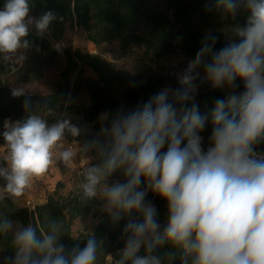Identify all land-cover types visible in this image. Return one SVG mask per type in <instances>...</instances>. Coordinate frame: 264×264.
<instances>
[{
  "label": "clouds",
  "instance_id": "obj_1",
  "mask_svg": "<svg viewBox=\"0 0 264 264\" xmlns=\"http://www.w3.org/2000/svg\"><path fill=\"white\" fill-rule=\"evenodd\" d=\"M33 6V0H5L0 9V63L13 72L33 48L30 29L43 38L57 20L52 10L32 16ZM215 7L233 17L241 8L247 12L245 25L232 29L233 42L213 51L215 37L206 36L177 75L178 87H165L128 110L102 112L90 141H78L83 130L67 115L49 122L28 111L22 120L5 119L0 202L18 203L51 168L82 157L81 204L95 202L113 225L127 220L114 264H264V154L255 152L264 142V0H215ZM208 55L202 79L221 90L240 81L244 91L217 99L210 114H201L198 105L187 104L195 100L197 69ZM26 91L13 88L12 96ZM24 106L29 109L28 100ZM209 121L205 150L200 133ZM117 172L124 182L110 183ZM149 191L167 203L163 227L155 205L146 202ZM66 235L55 217L24 226L0 212V237H10L14 253L4 264H98L103 241L91 232L84 247L68 251ZM165 246L166 252L157 251Z\"/></svg>",
  "mask_w": 264,
  "mask_h": 264
},
{
  "label": "trees",
  "instance_id": "obj_2",
  "mask_svg": "<svg viewBox=\"0 0 264 264\" xmlns=\"http://www.w3.org/2000/svg\"><path fill=\"white\" fill-rule=\"evenodd\" d=\"M170 10L172 17L156 7L140 6L137 0H33L31 15L39 17L44 12L52 10L57 14V20L50 25L46 37H39L29 32L27 39L33 44L30 52L33 54L58 55L56 45L62 43L67 25L77 27L86 34L88 41L96 47L115 41L120 42L122 49L126 50L132 45L142 47L147 56L162 59L174 55L177 52V41L181 42V50L191 60L195 58L206 35L203 26L216 21L219 16L215 3L212 0H164ZM5 0H0V9L3 8ZM62 17V19H60ZM247 15H239L235 19L243 22ZM143 28L140 33L138 27ZM208 37V36H207ZM211 38V37H209ZM211 42V39H209ZM35 46H39L36 51ZM226 45L215 40L213 51H219ZM67 70H65L57 83L54 93L47 96H12V90L6 83L10 75L11 67L0 63V124L5 119L11 121L22 120L28 114L29 109L44 113L45 117L52 122L61 114L65 103H76L78 94L82 90L87 92L90 102L82 105L79 110L81 123L83 125H94V131L98 133L100 124L98 118L102 112L114 114L117 109L125 110L134 108L141 102V97L147 101L153 94L157 93L163 86L161 80H148L142 85H137L130 90V81L126 77L107 66L99 56L77 49L68 51ZM211 55L203 58L199 67L204 70V64L210 62ZM91 69L98 79L85 78V69ZM75 74V77H71ZM74 79V82H73ZM128 85L131 96L125 101H119L115 97V89L118 85ZM244 91V86L234 89H219L199 99L191 101L187 108L193 103L198 105L201 114H210L217 99H227L231 94L239 95ZM25 100L29 101V109H25ZM48 109L52 111L49 112ZM210 121L200 133L203 137L202 147L206 150L209 146L211 134ZM86 136H88L86 134ZM80 138H78V141ZM165 145L162 151H166ZM257 154H264V142L255 146ZM0 162L2 160L0 159ZM119 180L124 182L122 173L117 172L110 178V183ZM3 181L0 180V184ZM141 187H144L142 185ZM63 184L58 182L56 190L48 194L43 204L37 205L34 211L25 207H18L10 199L0 202V212H3L16 224L26 226L30 222L40 225L45 223L49 217L59 219L70 236L80 239L73 240L66 235L62 238L66 249L70 251L77 244L82 248L86 244V237L91 233H79L74 235L73 226L77 220H86L95 215L99 209L95 202L86 205L81 204L80 192L63 195L60 190ZM163 199L154 197L151 192L146 196V202L160 206ZM127 220L122 219L113 225L107 213H101V221L95 227L94 233L98 241H103L102 251L98 264H105L109 257L119 259V251L124 247L122 242L123 228ZM168 250L167 246L158 249L159 253ZM145 250L141 248L139 255H144ZM14 253L10 246V237H0V264H4L5 257H11ZM110 255V256H109ZM111 257V258H112ZM113 258L111 264H114ZM174 264H179V260Z\"/></svg>",
  "mask_w": 264,
  "mask_h": 264
},
{
  "label": "rangeland",
  "instance_id": "obj_3",
  "mask_svg": "<svg viewBox=\"0 0 264 264\" xmlns=\"http://www.w3.org/2000/svg\"><path fill=\"white\" fill-rule=\"evenodd\" d=\"M137 1L140 6L156 7L172 17L173 11L169 9L167 2L164 0ZM214 3L215 0H212V4ZM218 13L219 16L217 17L215 22L203 26V33L208 37H215L216 41H219L224 45H228L229 43L233 42L232 29L237 26H244L247 17L243 20L242 23L238 22L235 18L239 17V15L241 14L247 15V12L243 8H241L237 12L235 17L228 15L221 10H218ZM138 30L140 33H143V28L141 26L138 27ZM30 31L36 34V30L34 27L31 28ZM46 36L47 35L45 34L44 37ZM62 44L64 45L63 53H58V55L56 56L30 53V55L26 59L23 69L18 74L9 75L7 77L6 83L10 87V89L12 90L16 87H23L25 88V90H27L25 96L38 97L47 96L54 93L61 74L65 70H67L66 53L70 50L75 51L77 49H81L83 51L89 52L92 55L99 56L107 66L123 74L126 79L130 81V90L135 88L137 85L144 84L148 80H161L163 82V86L161 89L165 87H178L179 85L177 75L187 67L188 61L191 60L183 54L181 50V42L179 40L177 41L178 49L174 55L166 56L162 59H156L152 56H147L142 47L138 45H132L128 49L124 50L121 48L119 41L108 43L101 47H96L92 42L88 41L84 31H77L76 27H71L70 25H67ZM197 71L200 72L201 79H198L196 81L198 85V93L196 94L195 99H199L207 94L219 90L213 89L208 82L202 79L204 70L198 68ZM90 75H93V77H97L96 79H98L97 75L93 74L90 69H87L84 77L91 79L89 77ZM71 77L74 78L75 74H73ZM237 84L239 86H243L240 81H237ZM131 93L133 92L129 91L127 84L123 86L118 85L115 89V97L119 101L127 100L128 97L131 96ZM78 99L82 105H85L87 103L84 97V91L81 90L79 92ZM141 101H145V99L141 97ZM190 102H188V104ZM29 111L37 112L34 108L29 109ZM39 113L41 115H44V113H42L41 111H39ZM60 115H67L71 118L72 123L77 124L82 128L83 131L78 137L80 138L79 142L81 144L90 141L96 135L97 132L94 131L93 124L83 125L81 123L79 110L72 109L65 114L61 112ZM3 130V123H1L0 133H2ZM86 134L88 136H86ZM69 143L74 144L75 141L71 140L70 138ZM3 145L4 140L2 135H0L1 160L3 155L5 154ZM76 171L70 172L71 175L64 173L63 178L59 179V181L63 184V188L60 190L61 194L68 195L70 192L79 193L80 181L76 174ZM58 182L56 183L55 180L53 191L48 194H51L56 190ZM154 197L161 199L156 195H154ZM155 207L158 210V220L163 227V225L167 221V203L165 200H162L161 205ZM101 213L102 212L98 209L93 217L86 220H77L73 226L74 235H77L79 233L88 234L93 232L97 224L101 221ZM122 242L124 244L123 239Z\"/></svg>",
  "mask_w": 264,
  "mask_h": 264
},
{
  "label": "crops",
  "instance_id": "obj_4",
  "mask_svg": "<svg viewBox=\"0 0 264 264\" xmlns=\"http://www.w3.org/2000/svg\"><path fill=\"white\" fill-rule=\"evenodd\" d=\"M87 69L89 68H86L85 72ZM91 72L95 74L92 70ZM89 77L94 80H96L97 78V77H93V75H90ZM84 97L87 101L85 105L89 104L90 97L87 92H84ZM86 163L87 161L84 158L79 157L69 167H64L63 165L61 166L59 165L51 168L49 172L44 177L38 179L34 183V187L31 190H29L23 197H21L18 203L15 204L20 208L24 207L23 205L27 201L34 203L35 206L43 204L46 200L47 194L53 191V187L55 186V180L57 183L59 179L63 178L64 173L71 175L70 172L76 171L77 169L85 166ZM107 263H109V261Z\"/></svg>",
  "mask_w": 264,
  "mask_h": 264
},
{
  "label": "built area",
  "instance_id": "obj_5",
  "mask_svg": "<svg viewBox=\"0 0 264 264\" xmlns=\"http://www.w3.org/2000/svg\"><path fill=\"white\" fill-rule=\"evenodd\" d=\"M76 30H77V31H78V30L83 31V30H81V29H78L77 27H76ZM55 48H56L57 53H63L64 45H63L62 43H60V44H57ZM30 53H31L30 50H28V51L26 52V59L28 58V56L30 55ZM25 62H26V60L23 62L22 66H19V67H18L17 71L13 72L12 69H11L10 75L18 74V73L23 69ZM73 82H74V79H73ZM81 107H82V104H81V102H80L79 100H78L76 103H73V104L67 102V103H65V105H64V108H63V110H62V113L65 114V113H67L68 111H70V110H72V109L80 110ZM84 167H85V166L81 167L80 169H78V170L76 171V174H77V176H78V178H79V181L81 180L80 172L82 171V169H83ZM23 206H24L25 208L30 209L31 211H34L35 208H36V206H35L32 202H30V201L25 202ZM111 259H112V258L109 257V259H108L109 263H111Z\"/></svg>",
  "mask_w": 264,
  "mask_h": 264
}]
</instances>
